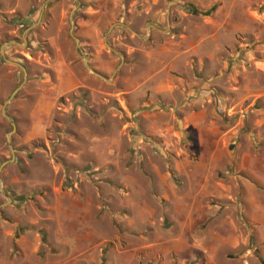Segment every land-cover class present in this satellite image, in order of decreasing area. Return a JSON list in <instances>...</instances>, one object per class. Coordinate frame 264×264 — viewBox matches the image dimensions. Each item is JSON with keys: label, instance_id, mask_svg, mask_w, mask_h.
<instances>
[{"label": "rangeland", "instance_id": "1", "mask_svg": "<svg viewBox=\"0 0 264 264\" xmlns=\"http://www.w3.org/2000/svg\"><path fill=\"white\" fill-rule=\"evenodd\" d=\"M46 1L0 6V47L20 45L4 58L26 72L22 84L23 72L0 56V238L2 226L26 228L39 239L37 261L53 264H178L187 252L158 251L179 239L193 252L181 264H264V0H165L164 33L148 23H140L142 39L113 29L106 45L140 50V72L153 75L167 59L132 94L139 105L130 111L113 100L130 82H105L82 65L91 57L69 35L78 0H49L23 43ZM186 5L214 10L193 16ZM50 39L101 94L62 97L44 137L22 144L43 66L57 59ZM124 49L116 51L123 59ZM104 55L117 58L106 46ZM154 83L165 90L155 93ZM21 84L5 109L10 134L2 108ZM210 237L223 242L200 245Z\"/></svg>", "mask_w": 264, "mask_h": 264}, {"label": "crops", "instance_id": "2", "mask_svg": "<svg viewBox=\"0 0 264 264\" xmlns=\"http://www.w3.org/2000/svg\"><path fill=\"white\" fill-rule=\"evenodd\" d=\"M7 1L8 0H0V6L7 4ZM16 1L18 2L19 0ZM26 2L30 4L29 0H26ZM162 6L165 7L164 12H162ZM167 8L168 3L165 4V0L76 1V9L73 13L75 22L73 31L75 32L83 52L86 53L87 57H91L89 59V68L105 80H107L106 77H109L110 81L116 82L120 79L122 84L127 85L130 82V85H132L131 89L125 90L116 98L113 96L107 97L108 101L109 98H114L113 100H115L116 104L125 111H130L134 109L133 106L139 105L138 102L136 103V101L131 99L132 94L136 93L138 89H141L145 84L153 82L155 76H158L161 66L166 64L167 59H163L162 62L155 65L156 69L153 75L140 72L135 56L141 51L133 47L116 44H113V49H111L106 45V37L108 35L109 38L112 37L115 32L113 29L117 30L120 28L128 31L131 37L137 39L145 38L140 34L142 29L140 23H148L145 25V28L148 29L150 27L152 32L156 33V35L164 33L168 30V27L163 30H161L160 27L162 22L167 21ZM196 10L199 11L198 9ZM116 41H119V39H116ZM49 44L52 50H54V53L57 52V59L43 66V68L47 70L41 73L42 78L40 82L43 88L34 96L33 106L28 116L30 126H28V129H25L22 144H28L44 137L46 129L51 125V117L54 110H56V105L62 97L77 92H82L84 94L88 92L91 98H94V95L97 97L101 94L92 89L91 86L85 84L86 79L78 75L76 65L74 66L73 62L65 59L61 54L59 55L58 52H60V48L53 39L49 40ZM104 46L110 48L114 52L113 55H116L117 58L114 59L113 57L105 56ZM120 47L125 48L123 50L125 54L124 59L122 55L116 53V51L120 52ZM146 57L149 58L150 56L146 55ZM129 60L133 62L129 63ZM119 70L123 75L120 76L117 73ZM132 71L135 73L132 77L126 76V74L131 75ZM51 77L54 79L53 84L50 80ZM164 88L163 84L154 83L153 89L155 93L161 90L164 91ZM105 100L107 102V99L104 98L97 100V102L93 100L92 104L95 108L99 106L100 109H102L101 106ZM103 106H105V104ZM224 193L225 191L216 189L213 194H210L216 195L217 198H221L224 196ZM254 204L256 206V202H254ZM256 209L258 210V216L254 217V219H258L259 221L262 208L256 206L254 210ZM142 212H144V210H142ZM2 228L4 229L2 230V238H0V264H53L52 262L37 261L36 255L39 247V239L38 237L31 236L29 230L26 228L22 229V227H20L22 230L14 229L15 226L10 224L8 227L2 226ZM24 230H26L25 235L21 236V231ZM221 241L222 239H220V237L202 238L200 245L212 246L221 243ZM229 244L230 247H236L234 240H231ZM190 246L191 245L186 241L179 239L170 245V249L162 245L158 252L164 255L166 252L172 251L175 253V256H179L182 252H187V255L185 254L184 256L178 257V264H181L189 261L188 258L192 256L193 252ZM158 252L155 251L154 253L158 254ZM68 262H71V260L68 259L66 261L57 262L56 264H67ZM206 264L210 263L206 262Z\"/></svg>", "mask_w": 264, "mask_h": 264}, {"label": "water", "instance_id": "3", "mask_svg": "<svg viewBox=\"0 0 264 264\" xmlns=\"http://www.w3.org/2000/svg\"><path fill=\"white\" fill-rule=\"evenodd\" d=\"M48 2H49V0H47L46 3H44V4L42 5V7H41V11H40V15H39V19H38L37 23H31V26H30L29 28H27V29L23 32V34H22V40H23V43H24V44H26L25 35H26L31 29H33V28H34V27L40 22L41 17H42V14L44 13V10H45V7H46V4H47ZM75 9H76V8H75ZM75 9H74V10H75ZM73 13H74V11H72V12L70 13V15H69V24H70L69 35H70L71 39L73 40V42H74V44H75V48L78 49L79 41H78L77 38H75V37L73 36V29H74V27H73V25H72V17H73ZM11 45L20 46L19 44H17V43L14 42V41H11V42H8V43H5V44H3V45L0 47V56H1V58L3 59V61H5L6 63H9V64H11V65H14L15 67H18V68L23 72V82H22V84H23V83H25V81H26V72H25L24 68L21 67L20 65L16 64V63L8 62V61H6L5 58H4V50L7 49V48H9ZM109 50H110L112 53H114L110 48H109ZM80 55H81L82 57H84V54H83V53H80ZM82 65H83L84 69H85L88 73H90L92 76H94V77H96V78H98V79H101V80H103V81H105V82H108L107 80H105V79H104L103 77H101L100 75H98V74H96L95 72L91 71V69L89 68V66H88V64H87V60H86V58H84V60H83V62H82ZM22 84H21L17 89H15V90L13 91V93L10 95V97L7 99V101L4 103V106H3V108H2V114H3V116H4L7 120L10 121L11 126H12V131H11L10 134H12V133L15 131V125L13 124L12 120L9 119V118L5 115V109H6V106H7V105L12 101V99L15 97V95L17 94V92L19 91V89L22 87ZM7 142H8L9 149H10V153H11L12 160H13V150H12V147H11V145H10V138H8V141H7ZM4 165H5V164L1 165V167H0V171H1V169H2V167H3ZM0 182H1V181H0ZM0 194H1L2 197H4V196H3V193H2V189H1V187H0ZM7 200H8V199H7Z\"/></svg>", "mask_w": 264, "mask_h": 264}, {"label": "trees", "instance_id": "4", "mask_svg": "<svg viewBox=\"0 0 264 264\" xmlns=\"http://www.w3.org/2000/svg\"><path fill=\"white\" fill-rule=\"evenodd\" d=\"M186 9H187L188 14H190V15H193V16L201 15V16H204V17L209 16L213 12V10H214V8H211V9H209L206 12H199V11H197L196 9H194L190 5H186ZM78 94H81V92H78Z\"/></svg>", "mask_w": 264, "mask_h": 264}]
</instances>
